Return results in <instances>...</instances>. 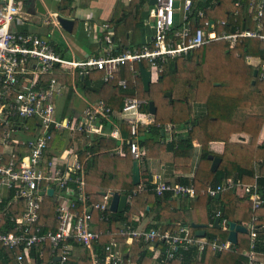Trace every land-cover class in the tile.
Wrapping results in <instances>:
<instances>
[{
    "label": "built area",
    "instance_id": "2783aa9c",
    "mask_svg": "<svg viewBox=\"0 0 264 264\" xmlns=\"http://www.w3.org/2000/svg\"><path fill=\"white\" fill-rule=\"evenodd\" d=\"M202 1L206 6L199 5ZM217 0H156L148 14L153 28L152 38L138 49H125L113 53V31L105 22L94 28L96 40L103 53L85 59H67L48 39L29 30V3L25 0H0V245L17 250L18 264H34L30 256L33 249L48 245L56 255L54 264H71L72 244L80 243L91 250L92 264H121L125 257L122 243L117 236H127L130 242L138 241L164 246L155 255L158 264H169L182 260L184 251L196 249L199 256L206 248L222 252L234 247L229 239L200 237L189 225L176 223L168 228L153 227L137 230L123 223L113 231L94 228L95 212L101 219L110 218V201L113 191H107L102 200L90 195L85 172V161L90 151L81 157L80 150L97 137L105 136L121 141L118 148L125 154L124 143L132 157L142 161L146 151L140 145V127L155 123L149 110V101L136 95H128L120 109H113L103 99L89 102L80 115L62 116L57 113L56 99L66 85L55 74L78 70L82 75L100 71L102 81L113 80L123 66L136 72L135 63L146 60L150 64L152 78L163 71L164 63L173 58L186 56L194 49L226 40L234 47L246 37L259 38L264 42V0H249L248 16L255 21L253 27L229 32L223 27L226 19L209 18L207 10ZM243 0L234 2V15L241 13ZM58 11L53 12L45 22L60 25ZM47 17V16H46ZM89 30L93 27L88 26ZM247 59H251L247 56ZM259 78L264 81V60L258 63ZM124 89L128 87L125 78L119 80ZM148 105V109L144 107ZM130 127L127 138L122 137L117 124ZM170 127V125H168ZM68 133L69 144L61 151L51 146L53 133ZM139 164V163H138ZM53 193L49 194V189ZM229 188H240L249 194L254 208L264 204V196L257 183L235 182L228 179L219 185L208 184L204 189L210 196H216ZM145 189L143 182L127 194L131 200ZM157 195L195 196L198 188L190 183L158 180L152 187ZM50 197L55 205L56 229H45L47 222H41L43 202ZM224 228L228 219L220 211L215 213ZM252 217L247 225L250 240L247 264H264V252L256 249L259 226ZM105 233H111V240L101 252L95 248ZM43 251H40V255Z\"/></svg>",
    "mask_w": 264,
    "mask_h": 264
},
{
    "label": "trees",
    "instance_id": "16d2710c",
    "mask_svg": "<svg viewBox=\"0 0 264 264\" xmlns=\"http://www.w3.org/2000/svg\"><path fill=\"white\" fill-rule=\"evenodd\" d=\"M146 1L131 0V4L126 6L128 13L123 16L127 17L126 21L125 19L111 20L110 26L115 25L116 30L115 33L113 32V41L116 45L113 53L124 51L125 47L129 45L123 33L118 32L116 27L126 25L127 22L130 23L129 18L132 19L133 23L138 24L140 22V5ZM235 1L217 0L216 4L207 10L208 17L226 19V25L223 28L231 32L235 31L237 27L243 29L253 27L255 21L248 16L247 5L249 0H243L245 4L239 15H234L233 12ZM72 2L73 0H61L58 7L60 13L69 15ZM199 5L206 6L202 1H199ZM52 28H54L53 25H48L46 30H41L38 34L51 40L50 32ZM53 43L56 49L64 55V49L56 42ZM142 43H138V46L141 47ZM92 46L96 50L97 44L95 42L92 43ZM188 54L164 63L159 79L151 83L149 91L144 90L141 73L138 74L132 71L129 66H123L115 78L108 82L102 81V73L95 70L86 75L76 72L75 79L78 86L91 101L103 99L113 109H120L124 104L125 97L128 95L140 96L148 101L153 100L155 102L157 106L155 121L162 124L160 127L155 124L141 126L139 133H142L143 137L139 140L140 145L159 144V139L163 137V125L166 122L178 123L181 126V124L191 121L193 126L188 132H178L171 141L166 142V150L181 162H187L192 155L193 139H199L201 142L202 160L195 177L193 179L179 177V181L183 183L193 181L199 190L206 188L208 184H223L229 178L242 183L257 181L264 194V142L262 144L256 142L264 124V81L259 78V67L248 63L245 59L246 55L250 54L260 55L264 58V42L259 38L246 37L234 47H230L227 41H214L194 51L192 50ZM143 63L146 67L148 66L145 60ZM135 68L140 71L138 63H135ZM255 68L258 69L257 76H254ZM180 72H185V74L179 75ZM189 73H194V76L190 77ZM57 77L59 80L65 81L63 83L72 85L71 75L65 76L64 80L59 75ZM122 78L128 81L127 89L119 85V80ZM253 80H255L254 83ZM168 92L170 94H167ZM198 104L202 105L204 109L196 112L194 107ZM144 109H148V105ZM121 125L125 131V138H127L130 134V127L126 123H121ZM237 132L251 135V141L249 143L231 141V135ZM67 135L69 134L66 132L63 134L54 132L51 146L55 150L64 148L68 142ZM212 141H224L226 144L225 152L219 155L216 154L221 157V162L215 172L211 171L208 164L209 155L214 153L209 147ZM116 144H118L116 138L99 136L91 144L80 150L81 157L86 152H91V156L85 162L86 179L89 190L90 185L97 183L96 194L110 187L121 188L122 192L128 193L137 189V186L132 182L134 159L131 157L128 145L124 143V148L127 149L124 154L125 157H121L123 154L119 156L114 153L110 154V151H107ZM145 183V189L133 196L135 204L141 205L143 202L141 198H145L149 194L154 196L153 206L163 200L170 201V194L168 193L155 194L152 189L154 184L149 180L148 175ZM233 196L237 199L235 195ZM183 197L188 199L191 196L186 195ZM206 197L214 202L219 201L217 196L206 195ZM42 207V221L51 218L53 227L56 228L55 205L49 197L43 202ZM142 207L144 208V205ZM209 207L212 208L211 205ZM129 209L128 206L127 211ZM219 210H221L223 217L239 223L243 220L252 221L253 215H256L255 223L259 226L264 225V204L258 208H254L250 204L238 216L240 211H237L236 206L232 205V201L227 200L221 201ZM213 214L214 212L210 210L211 222L214 221ZM110 215L112 217L111 222H125L128 218L125 212H110ZM168 217L173 218L174 215L171 214ZM171 220L169 219V223L165 225V228L171 224ZM207 237L224 240L227 237V231L213 226L208 230ZM163 245L159 244L161 247ZM102 246L99 245L97 251L101 252ZM76 248L79 257L86 260L88 249L78 243H76ZM249 249V238H240L232 249L215 252L210 248H206L200 255V260L198 259V251L191 249L183 252L184 258L182 260H174L169 264H247ZM256 249L264 252L263 231L258 233ZM17 252L19 251L0 247L1 264H14ZM36 253V250L33 251L37 264H53L51 262L53 258L50 255V247H46L43 257H39V253ZM138 254L140 258L137 264H156L157 260L153 258L154 251L149 246H142ZM80 261L74 264H79Z\"/></svg>",
    "mask_w": 264,
    "mask_h": 264
},
{
    "label": "crops",
    "instance_id": "0c3cea01",
    "mask_svg": "<svg viewBox=\"0 0 264 264\" xmlns=\"http://www.w3.org/2000/svg\"><path fill=\"white\" fill-rule=\"evenodd\" d=\"M25 1L27 3H29L30 1L35 2V0H25ZM41 1H42L43 5L45 6V8L47 9V11L45 13L47 15L40 13L36 6L33 8L30 7V4H29L28 9L31 13V15H30V18H31L30 21L31 22L27 26V28L29 30H32V31H35L38 33L41 30H46V27L48 25H53L54 28L51 29L50 38L53 42H56L57 44H59L64 49L65 54L63 56H65L69 60H71V59L80 60V59L88 58L89 56L101 55V53H103V50L100 49L99 44L97 43L96 32H94V28L98 27V25H101L105 22L111 24L112 19H114V20L115 19L116 20L125 19V21H126L127 17L125 18L123 16L128 13L126 6H129L131 4V0H73V2L71 4L72 9H71L70 14L64 15V14H61L59 9H58L61 0H41ZM146 5H148V7L151 6L150 0H147L145 3L140 5V13H139V19H140L139 21L140 22L138 24L133 23L132 19L129 18L128 21H130V23L127 22L126 25L119 26L118 28L116 27L118 32L123 33L124 37L126 38V41L129 44L125 47V49H131V50L138 49V48H140L138 46V43L143 42L142 43V45H143L144 43L149 41L150 38H152L153 28L151 27V24H150L151 20L149 18V14H148L149 9L147 10V8H144V6H146ZM56 11H59V13L63 16L71 17L75 20V24H74L72 32L66 31L65 29H63L61 27V25L57 26L51 22H48V21H47V23L45 22L46 18L48 20L49 17H51V14L53 12H56ZM34 16L36 17L37 20L32 19V17H34ZM123 23H125V22H123ZM88 26L93 27V29L89 30ZM114 26L112 25L111 29L115 33L116 30H115ZM223 29H225V28H223ZM240 29H243V28H240ZM229 32H231V31H229ZM113 38H114V36H113ZM218 41H226V40H218ZM94 42L97 44L96 50H94L93 46H92V43H94ZM227 42L230 44L229 41H227ZM113 45H114V47L116 46L114 41H113ZM230 47H231V45H230ZM114 54H117V53H114ZM247 56H250L251 59L250 60L246 59V61L248 63L254 65V66H258V63L260 62V60H264V58L260 55L256 56V55L250 54V55H246V57ZM77 71L78 70H76L74 73L72 71L64 72L63 74L59 75V77L62 78V80H64L65 76H67V75H71V79H72V85L64 83L66 85V89L64 91L65 95H63L64 93L62 95L65 98L63 99L64 100L63 101V108L59 111H58L57 101L60 97H62V95L56 99L57 113L62 115V116H78V115H80V113L82 112L84 107L89 102H94V101H91L85 95L84 91L78 86V82L75 79V77L77 75L76 74ZM160 74L158 77H155V75H154V78H152L153 82H156L159 79ZM184 74H185V72H180L179 75H184ZM189 75H190V73H189ZM55 76L57 77L58 74H55ZM61 82H65V81H61ZM194 108H195L196 112L202 111L204 109L202 107V105H200V104L195 105ZM154 118H155V115H154ZM182 123H184V122H182ZM154 124L157 127H160V125L162 123L155 121ZM117 125H118L117 127L120 130L121 136L125 137L126 135H125V131L123 130L122 125L120 123ZM168 125H170V127H168ZM163 126H164L163 127L164 131H162L163 137H161L159 139V144L154 143L151 145H146V144L142 145L146 151V154L144 156V159L142 161H139L138 163H139L140 172H141V182H143L145 185H146L145 181H146L147 175L149 177V180L153 184L155 181H158V180H164V181H169V182H181L178 180L179 177H183V178L187 177V178L193 179L197 173V170L199 169L200 164H201L202 146H201V142L199 139H193V141H192V144L194 147L193 153L187 162H181L179 160H176L174 158L173 154L166 150V142L171 141L173 139L174 135L177 134L178 132H182V133L188 132L192 128L193 123L191 121H187V123L181 124V126H184V127H181L178 123L166 122V124H164ZM139 137H140L139 139H141L143 137L142 133L141 134L139 133ZM66 139L69 142V135H67ZM251 139H252L251 135H249L247 133H241V132L233 133L231 135V138H230L231 141H237V142H243V143H249L251 141ZM116 140L118 141V144H116V146H113V147L107 149V151H110V154L114 153L116 155L121 156V154L118 151V148L121 145V141L118 139H116ZM68 142L66 143L65 147L68 145ZM256 142H257V144H262L264 142V124H263L262 129L260 130V132L257 136ZM155 144L158 146H156ZM209 147L214 152L213 155L218 156L219 154H222L225 152L226 144L224 141H212V142H210ZM62 149H60L58 151H61ZM124 150H125V152L127 151V149H125V148H124ZM216 154H218V155H216ZM89 155L91 156V152ZM121 157H125V156L123 155ZM132 159H134V158H132ZM134 161H135V159H134ZM212 162L213 161L211 159H209L208 164H209L210 168L212 167ZM204 164H205V162H204ZM84 166H85V163H84ZM133 166H134V163H133ZM216 170H217V168H216ZM211 171H213V170L211 169ZM215 171H213V172H215ZM85 172H86V169H85ZM133 174H134V171H133ZM229 179H232V178H229ZM132 182H133V177H132ZM249 183H257L259 185V183L257 181H253V182H249ZM96 184L97 183L90 185V190H89L90 195L95 200H102L107 191H113V192L117 191L120 195H123V194L127 195L129 193H132V192H129V193L128 192H122L123 190L121 188L110 187L108 189L101 190L99 192V194H96V191L98 188V186ZM138 184L137 185L134 184V185L138 186ZM204 184H205V182H204ZM204 189L205 188L200 189V190L198 189L197 194L195 196H191L188 199L183 197L186 195L176 196V195H173L172 193H168V194H170V201H165V200L160 201V203L157 204L156 206L155 205L153 206L154 196L152 194L146 195L145 198L142 197L141 199H143V202L141 205L135 204V201L133 200V197H132L131 200L127 199V207L124 211H122V212L126 213V215L128 217L127 221H125V222L124 221L111 222V220H112L111 215H110L109 220H105V219H101L100 214L95 212L94 222L92 223V227L102 228V229L110 228V229H113V231H116L120 227L119 225H121L123 223H126V224L129 223L133 227H135L137 230H144V229L148 230V229H151L153 227H164L165 228V225H167L169 223V219H172L171 224H169L166 228L173 226L176 223L180 222V223L189 225L191 227V229L193 230V233H195V234L197 233L198 229L206 230V235H204V236L198 235V236L207 237V232H208V230L211 229V227L214 226V227L218 228V226L215 224V218H216L215 213L217 211L221 212V210H219V206H221V201L222 202L227 201V200L232 201V205H235L237 208V211H240V213H238V216L242 214V212H243L242 210L245 207L252 204V200H251L250 195L245 194L243 192V190L240 188H237V189L229 188V189L222 191L220 193L221 195L219 197H217L219 199V201H217V202H214L211 199L210 200L207 199L208 197H206V195H208V194H206ZM260 189H261V186H260ZM233 195H235L237 199H235ZM208 196H210V195H208ZM263 196H264V194H263ZM112 198H113V196H112ZM51 201H52V199H51ZM111 203H112V199L110 201V207H111ZM209 204L212 206V208L209 207L210 206ZM142 205H144V208L142 207ZM128 206L130 207V209L127 211ZM210 210L214 212V214H213L214 221L213 222H211V217L209 216ZM110 212H119V211H113L110 208L109 213ZM171 214L174 215L173 218L168 217ZM54 215L56 216V212ZM253 216H256V215H253ZM256 218H257V216H256ZM50 219L51 218L46 219V221L45 220L42 221V216H41V222L42 223L47 222V226L45 227V229H47V230L48 229H56L57 223H56V228L53 227V221ZM228 221H234V220L228 219ZM193 223L200 224L202 226L197 228L193 225ZM237 223H239V222H237ZM249 223H251V221H248V220H243L242 222H240V224L244 225L245 227H247V225ZM219 225H220L219 228H222L223 230L227 231L226 239H229L228 238L229 224H228L227 228H224L220 222H219ZM256 225H257V223H256ZM257 226H259V225H257ZM262 227L263 226H259L260 231H262ZM246 233L247 232H238V241L240 238H244V239L246 238L247 239L248 237H247ZM111 236H112L111 233H105L102 236L100 243H96L94 247L98 248L99 245H103L102 246V249H103L105 247V245L107 243H109V241L111 240ZM117 239L122 243L121 249H122V252H123L124 257H125L124 262L121 264H125V263L137 264L138 259L140 258L139 254H138V252L140 251V248L142 246H149L150 249L153 250V247H154V244L144 243L143 241L142 242L134 241L132 243V242L127 240V236L119 235V236H117ZM78 244L81 245L82 247H84L85 249L87 248L86 246H84L80 243H78ZM235 245H236V243H235ZM47 246L48 245L43 246V247H39L37 249H33L31 251L30 256H34L33 251L36 250V252L39 253V257H43V255L45 254V249ZM0 247H3V246L0 245ZM76 249H77L76 243H73L72 244V252L70 254L71 264H74L75 262L80 261L82 259L77 254ZM78 249H81V248H78ZM87 249H88V253H87L88 256H86L87 261L82 259V261H80L79 264H83V263L84 264H92L91 250L89 248H87ZM159 249H160V251L164 250V246L161 247L158 245V247H155V252H154L153 258L155 260H157L156 264H158V258H156L155 255L157 254V250H159ZM21 250L23 251L22 248H19V249L14 250V251L20 252ZM40 251H43L42 255H40ZM50 255L53 258V260L51 262L54 264L56 262L57 257H56V255H53L51 253V250H50ZM74 256H76V257H74ZM34 257H35V261H36V256H34ZM261 258H264V256ZM198 259L200 260L201 256H198ZM1 263H2V260L0 258V264ZM13 263L18 264L16 257H15ZM34 264H37V263L35 262Z\"/></svg>",
    "mask_w": 264,
    "mask_h": 264
},
{
    "label": "water",
    "instance_id": "95a60500",
    "mask_svg": "<svg viewBox=\"0 0 264 264\" xmlns=\"http://www.w3.org/2000/svg\"><path fill=\"white\" fill-rule=\"evenodd\" d=\"M155 1L156 0H150V3L153 4V3H155ZM29 4H30V7H32V8L36 6L40 13L45 14L47 11V9L45 8V6L43 5L41 0H35V2L30 1ZM58 20H59L60 25L63 29H65L68 32L73 31V27L75 24V20L73 18L66 17L63 15H59ZM138 64H139L140 73L142 76V83L144 86V90L149 91L150 87H151V83L153 82L152 71H151V69H149L145 66L143 61H140ZM257 75H258V69L256 68L254 70V76H257ZM254 82H255V80H253V83ZM167 94H170V93L168 92ZM149 110L154 115L157 113V106L155 105V102L153 100L149 101ZM209 158L212 159V161H213L211 169L213 171H215L217 166L219 165V163L221 161V158L218 156H215L213 154H210ZM133 171H134L133 183L137 185L138 183L141 182V172H140V167H139L137 160L134 161ZM48 192L51 195L53 193V188H50ZM219 196H220V194L217 195V197H219ZM126 207H127V195H125V194L120 195L117 191L113 192V198H112V203H111L110 208L113 211L122 212L126 209ZM219 222H220V218L216 217L215 218V224L220 227ZM228 224H229L228 238L232 242L237 243L238 242V232H247V227H245L244 225H242L240 223H237L236 221H229ZM193 225L197 228L202 226L200 224H195V223H193ZM262 231L264 232V225L262 227ZM197 235H200V236L206 235V230L198 229Z\"/></svg>",
    "mask_w": 264,
    "mask_h": 264
},
{
    "label": "rangeland",
    "instance_id": "374dc122",
    "mask_svg": "<svg viewBox=\"0 0 264 264\" xmlns=\"http://www.w3.org/2000/svg\"><path fill=\"white\" fill-rule=\"evenodd\" d=\"M144 8H147V10L150 9V7H148V5L144 6ZM61 14H62V13H61ZM45 15H47V14H45ZM45 15H44V16H45ZM149 18H150V17H149ZM32 19L37 20L35 16L32 17ZM245 59H247V57H245ZM145 61H146V60H145ZM146 64H148V67L150 66V64L147 63V61H146ZM190 75H191V76H192V75L194 76V73H190ZM190 75H189V76H190ZM191 76H190V77H191ZM63 95H65V93H64ZM63 95H62V97H60V98L58 99V101H57L58 111L61 110V109L63 108V101H64L63 99L65 98V97H63Z\"/></svg>",
    "mask_w": 264,
    "mask_h": 264
},
{
    "label": "bare ground",
    "instance_id": "6f19581e",
    "mask_svg": "<svg viewBox=\"0 0 264 264\" xmlns=\"http://www.w3.org/2000/svg\"><path fill=\"white\" fill-rule=\"evenodd\" d=\"M239 28H240V27H239ZM147 39H148V38H147ZM150 39H151V38H150ZM194 50H196V49H194ZM194 50H193V51H194ZM188 55H189V54H188ZM206 194H207V193H206ZM220 195H221V194H220ZM121 223H122V222H121ZM121 223H120V224H121ZM128 224H129V223H128ZM130 225H131V224H130ZM117 226H118V225H117ZM119 226H120V225H119ZM218 227H219V226H218ZM115 230H116V229H115ZM196 234H197V233H196ZM210 249H211V248H210Z\"/></svg>",
    "mask_w": 264,
    "mask_h": 264
},
{
    "label": "clouds",
    "instance_id": "9594fccd",
    "mask_svg": "<svg viewBox=\"0 0 264 264\" xmlns=\"http://www.w3.org/2000/svg\"><path fill=\"white\" fill-rule=\"evenodd\" d=\"M59 12V11H58ZM61 15V14H60ZM147 68H149L148 66H147ZM150 69V68H149Z\"/></svg>",
    "mask_w": 264,
    "mask_h": 264
}]
</instances>
